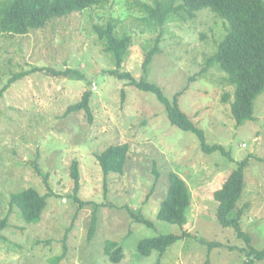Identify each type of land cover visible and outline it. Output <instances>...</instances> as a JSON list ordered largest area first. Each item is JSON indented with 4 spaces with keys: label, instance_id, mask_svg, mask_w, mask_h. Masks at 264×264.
<instances>
[{
    "label": "rangeland",
    "instance_id": "1",
    "mask_svg": "<svg viewBox=\"0 0 264 264\" xmlns=\"http://www.w3.org/2000/svg\"><path fill=\"white\" fill-rule=\"evenodd\" d=\"M8 1L0 0V8ZM144 16L136 0H106L25 35L0 28V220L8 219L0 234V264H204L207 257L210 264H244L247 257L237 250L244 243L217 223L214 199L244 160L245 189L233 216L244 208L241 228L254 248L264 249V92L254 101L253 119L237 124L230 110L234 88L224 83L225 75L214 68L200 74L226 23L208 9L163 27L147 26ZM109 22L117 35L131 37L120 64L93 32ZM158 37L144 74L142 63ZM20 73L25 75L14 81ZM119 73L147 79L169 102L180 93L181 111L208 145L221 146L225 154L204 153L196 135L169 123L155 95ZM86 91L90 115L66 113ZM120 144L128 145L124 172L105 176L96 155ZM73 162L79 168L78 198L92 203L84 208L71 198ZM171 171L189 193L184 226L157 219ZM28 187L46 196L36 224H26L9 205L12 193ZM127 209L152 226L134 223ZM93 212L97 226L89 240ZM183 232L186 237L162 256L138 253L143 239ZM201 240L220 246L209 252ZM106 241L118 243L121 260L104 255Z\"/></svg>",
    "mask_w": 264,
    "mask_h": 264
},
{
    "label": "trees",
    "instance_id": "2",
    "mask_svg": "<svg viewBox=\"0 0 264 264\" xmlns=\"http://www.w3.org/2000/svg\"><path fill=\"white\" fill-rule=\"evenodd\" d=\"M106 0H9L0 8V28L7 32L25 35L31 31L40 30L54 19L63 18L74 12H82L103 4ZM152 4L141 3L136 0L141 12L145 15L144 22L147 26L163 27L164 24L174 18L185 20L193 19L196 12L208 9L222 19L225 26V36L216 43L214 54H210L204 60L200 74H205L209 69H217L225 75L224 83L234 88L230 110L237 124H242L253 119L254 101L264 92V1L263 0H151ZM115 25L112 22L104 26H94L93 32L106 46V51L115 56L116 63L120 64L128 54L131 45L129 35H117ZM222 38V37H221ZM220 38V39H221ZM160 37L155 40V45L146 53L142 63V71L147 74L149 65L157 52ZM116 71L111 74L115 75ZM120 79H128L130 84L140 91L155 95L164 106V111L169 123L184 132L196 135L200 148L204 153L225 150L218 145H208L204 132L199 129L190 118L181 111L178 98L180 93L173 96L169 102L162 90L145 78L135 80L129 73H119ZM14 76V81L24 76ZM10 83L14 82L9 80ZM1 97V91H0ZM90 92H85L82 101L70 106L66 113L84 110L90 115L88 106ZM229 96L225 94L224 100ZM128 145H111L102 153L96 155V159L102 173L122 175L127 160ZM247 160L237 163V168L232 171L222 187L214 193L217 202V223L226 229H232L236 238L244 243L243 248L237 250L247 257L244 264H255L256 261L264 263V249L258 250L252 246L251 237L245 233L240 224L244 208L239 209L233 216L237 202L245 189L244 169ZM78 163L73 162L71 177L75 182L72 199L79 203L80 208L91 205V202H83L78 198L79 185ZM168 187L165 197L159 204L157 219L172 225L184 226L187 222L186 212L190 206L189 193L184 180L174 173L167 176ZM9 205L17 208L21 219L26 224H36L46 207V196L34 188H24L10 195ZM135 211L127 209V213L134 223L152 226V222ZM8 226V219L0 220V234ZM97 226L96 212L92 214V223L88 232L89 240L94 236ZM186 237V233L180 236L167 234L153 238L143 239L138 244V253L141 256H150L152 252H158L162 256L169 247ZM207 245L209 252L220 244ZM104 255L110 259L119 261L122 258V249L117 242L106 241ZM65 251V249H64ZM63 257V256H62ZM59 257L56 263L62 260ZM204 264H210L207 260Z\"/></svg>",
    "mask_w": 264,
    "mask_h": 264
}]
</instances>
